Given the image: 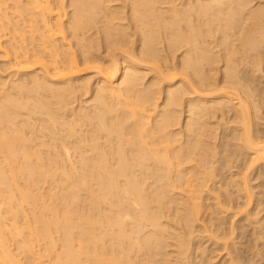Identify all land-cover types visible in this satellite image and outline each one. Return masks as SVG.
Wrapping results in <instances>:
<instances>
[{"label":"bare ground","instance_id":"bare-ground-1","mask_svg":"<svg viewBox=\"0 0 264 264\" xmlns=\"http://www.w3.org/2000/svg\"><path fill=\"white\" fill-rule=\"evenodd\" d=\"M0 53V264H264V0H0Z\"/></svg>","mask_w":264,"mask_h":264},{"label":"rangeland","instance_id":"rangeland-1","mask_svg":"<svg viewBox=\"0 0 264 264\" xmlns=\"http://www.w3.org/2000/svg\"><path fill=\"white\" fill-rule=\"evenodd\" d=\"M4 39H5V38H4ZM4 39H3V40H4ZM0 55L3 56L1 53H0ZM1 56H0V63H2V61H3V59H4V57L2 58ZM2 64H3V63H2ZM0 66H1V64H0ZM1 69H3V68H1ZM1 69H0V70H1ZM3 71H4V70H3ZM1 72H2V71H1ZM9 72H10V69H9V70H5L4 75H5V74L8 75ZM2 74H3V73H2ZM7 78H9V77H7ZM45 182H46V181H45ZM45 182H41L40 185L38 186V188H39V187H43V188H39V189H41L42 191H45L46 189H48V188H49V185L51 184V182L49 183V181H47L46 184H45ZM43 183H44V184H43ZM42 184H43V185H42ZM48 184H49V185H48ZM58 184H61V183H58ZM46 185H47V186H46ZM35 188H36V187H35ZM43 189H45V190H43ZM26 211H27V210H26ZM27 213H28V214L30 213V214H29V217H30V215H31V211L29 210V212L27 211ZM20 221H21V220H20ZM22 221H23V220H22ZM22 221H21V222H22ZM22 234H23V233H22ZM22 234H21L20 236H21V237H22V236L24 237V234H23V235H22ZM20 236H19V237H20ZM19 237H17V238H19ZM21 237H20V238H21ZM14 240H15V239L10 240V242L12 241V242H11L12 247H11V246H10V247L13 248V246H14V248H13L14 251H18L19 249H16V248H17V245H16L17 240H16V241H14ZM13 241H14V242H13ZM15 242H16V243H15ZM36 243H38V242H36ZM40 243H41L42 245H41ZM39 244H40V245H39ZM43 245H44V243H43L42 241L39 242L38 244H36L35 249H36V252H37L38 254H39V253L42 254V248H43ZM37 246H38V247H37ZM41 246H42V247H41ZM39 247H40V248H39ZM38 248H39V250H38L39 252L37 251ZM20 249H21V248H20ZM22 249H23V248H22ZM40 250H41V252H40ZM261 250H262L261 252H263V253L260 254V257H262V255H263V257H262L263 259H262V261H259L258 263H260V262H261V263L264 262V249H261ZM19 251H20V252H21V251L24 252L23 250H19ZM22 252H21V253H22ZM19 254H20V253H18V256H19ZM26 254H27V256H26ZM24 256H25L26 258H24ZM19 258H21V261H23L24 259H26V260H24L25 262H30V260H31V259H28V258H29V257H28V253H26V252L23 253V254H21V255L19 256ZM43 258H44L45 262H47V260L50 258V256H48V255L46 256V255H45ZM43 258H42V259H43ZM27 259H28V260H27ZM31 262H32V260H31ZM30 264H34V263L32 262V263H30Z\"/></svg>","mask_w":264,"mask_h":264}]
</instances>
